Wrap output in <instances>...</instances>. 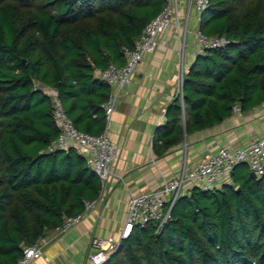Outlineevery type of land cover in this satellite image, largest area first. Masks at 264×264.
<instances>
[{"label":"trees","instance_id":"obj_1","mask_svg":"<svg viewBox=\"0 0 264 264\" xmlns=\"http://www.w3.org/2000/svg\"><path fill=\"white\" fill-rule=\"evenodd\" d=\"M198 28L228 42L195 54L181 96L168 105L152 145L157 155L193 132L264 100V0H207ZM166 0H0V264L95 198L99 178L74 148L49 150L58 135L55 91L75 127L105 126L108 84L96 69L125 62ZM183 115V124H182ZM234 165L214 189L192 186L170 218L135 224L107 264H264V174Z\"/></svg>","mask_w":264,"mask_h":264},{"label":"crops","instance_id":"obj_2","mask_svg":"<svg viewBox=\"0 0 264 264\" xmlns=\"http://www.w3.org/2000/svg\"><path fill=\"white\" fill-rule=\"evenodd\" d=\"M180 3L179 15L184 22L185 0ZM197 25V16L190 9L186 24L188 65L195 56L193 32ZM178 64V35L169 29L158 37L156 49L143 56L131 81L119 94L107 131L117 146L116 157L105 187L92 199L96 206L72 228L49 231V244L42 256L30 264H90L94 237L119 240L131 194L158 189L163 179L177 176L184 161L190 167L220 146H244L264 134L261 112L249 109L233 113L209 128L184 134L181 143L157 155L152 145L155 129L165 121L171 101L180 96Z\"/></svg>","mask_w":264,"mask_h":264},{"label":"built area","instance_id":"obj_3","mask_svg":"<svg viewBox=\"0 0 264 264\" xmlns=\"http://www.w3.org/2000/svg\"><path fill=\"white\" fill-rule=\"evenodd\" d=\"M207 0H185V19H180V0H166L162 10L154 16L141 30L132 49H124L125 62L121 66L109 64L104 69H96V75L109 86V93L102 104L105 116V126L98 134H91L77 129L66 114L64 106L55 91L46 86L40 88L50 97L52 119L58 128L57 137L51 142L48 149L74 148L85 163L98 176L100 188H104L111 174V167L116 157L117 146L108 137L107 131L112 113L117 106L119 94L131 81L132 75L138 69L145 54L153 52L158 45V37L167 30L173 29L178 35L179 64L177 71V93L181 96L182 82L187 71V18L190 9H193L199 20L201 12L207 7ZM195 54H203L206 50L219 48L228 42L224 35L208 36L197 25L193 32ZM233 113L239 108L233 105ZM261 112V121L264 125V100L251 108ZM245 163L255 176L264 174V134L252 142L237 147L220 146L195 163L187 167L183 162L176 177L163 179L161 186L153 191L137 192L127 199L126 217L120 230L119 240L94 237L93 251L89 254L90 264H107L113 253L120 250L122 239L129 236L135 224L155 222L159 230L170 218V210L176 199L187 192L192 186L202 189H214L230 181L234 165ZM96 200H84L83 211L71 216H65L60 226L55 229L64 232L77 225L83 219L86 211L96 206ZM51 238L40 236L32 244L22 248V255L13 264H30L42 256L43 249Z\"/></svg>","mask_w":264,"mask_h":264},{"label":"water","instance_id":"obj_4","mask_svg":"<svg viewBox=\"0 0 264 264\" xmlns=\"http://www.w3.org/2000/svg\"><path fill=\"white\" fill-rule=\"evenodd\" d=\"M249 175H250L251 177H254V178L256 177L255 174H254L253 172H251V171L249 172Z\"/></svg>","mask_w":264,"mask_h":264}]
</instances>
